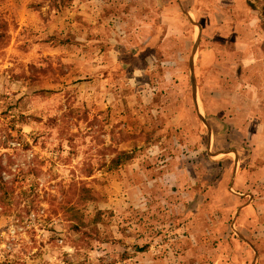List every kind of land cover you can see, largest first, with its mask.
<instances>
[{
	"label": "rangeland",
	"instance_id": "374dc122",
	"mask_svg": "<svg viewBox=\"0 0 264 264\" xmlns=\"http://www.w3.org/2000/svg\"><path fill=\"white\" fill-rule=\"evenodd\" d=\"M56 1L0 0V264H264L258 12Z\"/></svg>",
	"mask_w": 264,
	"mask_h": 264
},
{
	"label": "trees",
	"instance_id": "16d2710c",
	"mask_svg": "<svg viewBox=\"0 0 264 264\" xmlns=\"http://www.w3.org/2000/svg\"><path fill=\"white\" fill-rule=\"evenodd\" d=\"M245 2L251 10L258 12V16L260 18L261 28L264 32V6L258 0H245ZM57 4H58L57 1L53 0L52 8L57 10V6H58ZM161 31L159 32L158 26L156 28L154 27V31H153L154 33L151 35L149 41L147 43H145L143 46H141L138 50H136L135 51L136 54H139L140 57H146V56L151 55L153 53V50L156 48V46L160 42L161 38L163 37L164 33L163 32L161 33ZM64 40H65V41H63L64 44H71L73 42V37L68 36ZM122 156L126 157L127 155H126V153H122ZM127 157H129V156H127ZM112 163L114 164V168L115 167L118 168L119 166L122 165V161L120 159H116ZM201 198L202 197L200 196V199ZM77 199L82 204H88V203L94 202V197L92 195V191H90L89 189H86L84 187H81V188H79V190H77ZM196 203H197V200L193 205H191L192 210H193ZM82 220H87V218L86 217L85 218L84 217L78 218L77 216L73 217V221L75 223H74V225L71 226V231L74 235L77 236L76 241L72 242L73 247H75V243L78 241L80 243L88 245L90 243V240H94V239L98 238V236H99L98 230L96 228L97 224L99 223V219L98 220H96V219L92 220L91 222L89 221V219L87 221H82ZM135 249H136V252H138V253H142L145 250V248H138V247H135Z\"/></svg>",
	"mask_w": 264,
	"mask_h": 264
},
{
	"label": "water",
	"instance_id": "95a60500",
	"mask_svg": "<svg viewBox=\"0 0 264 264\" xmlns=\"http://www.w3.org/2000/svg\"><path fill=\"white\" fill-rule=\"evenodd\" d=\"M193 80H194V79H193V76H192V77H191V81H192V83H193Z\"/></svg>",
	"mask_w": 264,
	"mask_h": 264
}]
</instances>
